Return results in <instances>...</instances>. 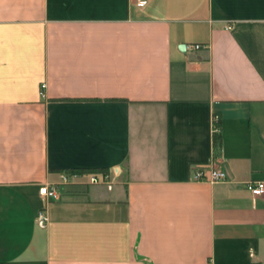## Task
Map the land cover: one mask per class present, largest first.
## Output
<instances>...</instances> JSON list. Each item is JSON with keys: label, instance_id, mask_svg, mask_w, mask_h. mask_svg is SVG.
<instances>
[{"label": "crops", "instance_id": "crops-1", "mask_svg": "<svg viewBox=\"0 0 264 264\" xmlns=\"http://www.w3.org/2000/svg\"><path fill=\"white\" fill-rule=\"evenodd\" d=\"M254 178L264 0H0V264H264Z\"/></svg>", "mask_w": 264, "mask_h": 264}, {"label": "built area", "instance_id": "built-area-1", "mask_svg": "<svg viewBox=\"0 0 264 264\" xmlns=\"http://www.w3.org/2000/svg\"><path fill=\"white\" fill-rule=\"evenodd\" d=\"M137 3L141 6H144L148 0H136ZM230 27V26H228ZM196 48L201 47V44H195ZM46 83H42L41 85V94L45 95ZM219 116H215V131H219ZM220 152V148L215 149L213 157L211 161L204 165L196 167L193 178L197 181H209L215 182L220 180L227 179L228 175L226 170L218 164V155ZM87 176L91 183H100V182H107L108 181V173H104L102 171H88ZM80 173H62V179L64 182H69L76 178ZM246 187L255 195H261L264 193V179H250L246 181ZM40 192L42 196L45 198L46 202H50L53 200H57L61 197V192L59 186L53 183H44L41 185ZM36 222L37 225L40 227H47L49 223V214L47 211L46 206L39 208L37 215H36Z\"/></svg>", "mask_w": 264, "mask_h": 264}, {"label": "trees", "instance_id": "trees-1", "mask_svg": "<svg viewBox=\"0 0 264 264\" xmlns=\"http://www.w3.org/2000/svg\"><path fill=\"white\" fill-rule=\"evenodd\" d=\"M220 127V123L218 124ZM221 130V129H220ZM215 131L214 132V144H215V148H221V141H222V136H221V131ZM88 171H102L104 173H108V170L105 168H101V169H86V170H77L75 172L77 173H82V172H88Z\"/></svg>", "mask_w": 264, "mask_h": 264}, {"label": "water", "instance_id": "water-1", "mask_svg": "<svg viewBox=\"0 0 264 264\" xmlns=\"http://www.w3.org/2000/svg\"><path fill=\"white\" fill-rule=\"evenodd\" d=\"M184 46H185L184 44L181 45L182 48H183Z\"/></svg>", "mask_w": 264, "mask_h": 264}]
</instances>
